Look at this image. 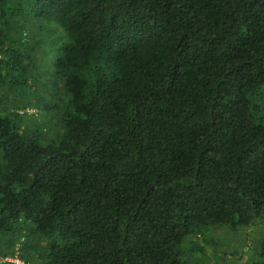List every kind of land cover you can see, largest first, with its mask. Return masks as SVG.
<instances>
[{
	"label": "trees",
	"instance_id": "obj_1",
	"mask_svg": "<svg viewBox=\"0 0 264 264\" xmlns=\"http://www.w3.org/2000/svg\"><path fill=\"white\" fill-rule=\"evenodd\" d=\"M257 224L264 0H0V258L207 264Z\"/></svg>",
	"mask_w": 264,
	"mask_h": 264
},
{
	"label": "rangeland",
	"instance_id": "obj_2",
	"mask_svg": "<svg viewBox=\"0 0 264 264\" xmlns=\"http://www.w3.org/2000/svg\"><path fill=\"white\" fill-rule=\"evenodd\" d=\"M29 111L35 112L34 109H30ZM247 231L251 232L247 234L245 229L232 233L221 232L220 229L210 230L208 232L209 237L215 238L218 242L212 245L209 242L204 243V258L207 264H212L213 261H216V258L212 260L208 255L213 250H218L219 252L226 251L228 253V256L224 260L218 257V264H245L252 254L253 247L259 246V239L264 236V224H257L254 228L253 226L252 228L247 227ZM198 253L201 252L198 251Z\"/></svg>",
	"mask_w": 264,
	"mask_h": 264
},
{
	"label": "built area",
	"instance_id": "obj_3",
	"mask_svg": "<svg viewBox=\"0 0 264 264\" xmlns=\"http://www.w3.org/2000/svg\"><path fill=\"white\" fill-rule=\"evenodd\" d=\"M6 259H9V260H12V261H15L19 264H26L24 263L23 261H21L19 258L15 257V258H11V257H5V258H0V260H6Z\"/></svg>",
	"mask_w": 264,
	"mask_h": 264
}]
</instances>
